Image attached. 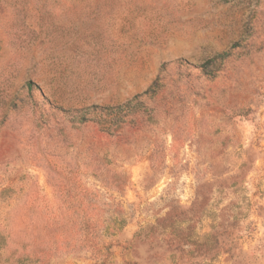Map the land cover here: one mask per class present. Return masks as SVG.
Instances as JSON below:
<instances>
[{
  "label": "rangeland",
  "instance_id": "rangeland-1",
  "mask_svg": "<svg viewBox=\"0 0 264 264\" xmlns=\"http://www.w3.org/2000/svg\"><path fill=\"white\" fill-rule=\"evenodd\" d=\"M0 264H264V0H0Z\"/></svg>",
  "mask_w": 264,
  "mask_h": 264
},
{
  "label": "trees",
  "instance_id": "trees-1",
  "mask_svg": "<svg viewBox=\"0 0 264 264\" xmlns=\"http://www.w3.org/2000/svg\"><path fill=\"white\" fill-rule=\"evenodd\" d=\"M157 83H159V80H158ZM151 88L152 89L150 91H147V92H145L143 94L136 95L133 99L129 100L127 103H125L123 106H121L120 108H117V109L118 110H123V109H128V108H130L133 105L135 106L136 103L139 101V99L142 96L149 95L151 92L155 93L157 91L155 89V86H152ZM79 119L83 120V121H86L87 120L86 114L80 115ZM81 123H82V121H81ZM82 192L84 193V196L86 198H88V196L94 195V193L91 190L87 189V188H84ZM86 214H88V213H86ZM85 229H86V227H84L83 224H81L79 230H77L78 236L80 234V245L83 246V247H85V246H93V244H94V235L97 236L96 233L94 234V232H97V231L95 230V231H92V232H85Z\"/></svg>",
  "mask_w": 264,
  "mask_h": 264
}]
</instances>
